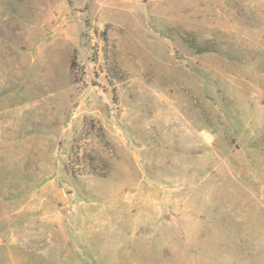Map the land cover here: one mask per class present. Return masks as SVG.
Masks as SVG:
<instances>
[{
  "label": "rangeland",
  "instance_id": "rangeland-1",
  "mask_svg": "<svg viewBox=\"0 0 264 264\" xmlns=\"http://www.w3.org/2000/svg\"><path fill=\"white\" fill-rule=\"evenodd\" d=\"M0 264H264V0H0Z\"/></svg>",
  "mask_w": 264,
  "mask_h": 264
}]
</instances>
